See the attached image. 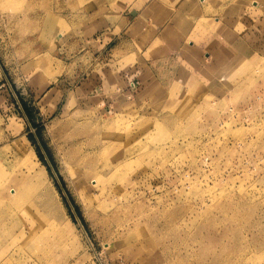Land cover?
<instances>
[{
  "label": "rangeland",
  "instance_id": "obj_1",
  "mask_svg": "<svg viewBox=\"0 0 264 264\" xmlns=\"http://www.w3.org/2000/svg\"><path fill=\"white\" fill-rule=\"evenodd\" d=\"M22 1L16 16L29 17L22 26L0 3V171L12 185L23 177L24 159L46 170L51 192L40 190L41 198L57 212L46 214L63 234L39 226L31 194L17 206L24 220L13 229L19 236L38 225L43 246L33 253L7 239L0 264H264V0H221L249 10L256 2L262 10L252 16L257 25L236 29L249 34L233 69L214 85L201 89L174 78L145 96L116 91L114 101L94 107L79 100L80 83L104 66L114 71V59L126 54L116 42H91L110 24L115 0ZM123 60L121 69L134 62ZM176 98L190 99L187 108L173 112ZM71 123H87V132ZM64 130L79 132L86 149L107 147L101 164L111 161L114 175L105 186L70 173ZM110 190L118 196L113 203L129 201L119 214L115 206L108 213L94 208ZM228 201L235 203L228 210L216 208ZM132 223L149 234L125 243L128 233L119 226Z\"/></svg>",
  "mask_w": 264,
  "mask_h": 264
},
{
  "label": "crops",
  "instance_id": "obj_2",
  "mask_svg": "<svg viewBox=\"0 0 264 264\" xmlns=\"http://www.w3.org/2000/svg\"><path fill=\"white\" fill-rule=\"evenodd\" d=\"M233 4L221 0H207V5L201 0H123L120 8V0H115L108 14L110 26L100 30L91 42L101 44V48L116 42L115 48L126 53L127 61L134 62L121 69L126 59L122 56L114 59L116 71L104 66L88 74L76 90L79 100L93 107L106 105L122 89L145 96L171 86L174 78L180 84L187 81L201 89L214 85L229 68L233 69L239 57L236 48L249 34L236 29L253 22L252 16L262 10L260 5L249 10L247 6L236 9ZM107 21L102 20L94 29L102 28Z\"/></svg>",
  "mask_w": 264,
  "mask_h": 264
},
{
  "label": "bare ground",
  "instance_id": "obj_3",
  "mask_svg": "<svg viewBox=\"0 0 264 264\" xmlns=\"http://www.w3.org/2000/svg\"><path fill=\"white\" fill-rule=\"evenodd\" d=\"M0 3H2V7L3 8H5V7L6 8H11L12 13H13V15H11V19L13 20V25L14 26L25 25V23L29 20L28 16L21 17V18H18L16 16V14H18L20 12V10L23 9L22 5L24 3H23L22 0H0ZM255 4L259 5L256 2H255ZM23 6H25V5H23ZM14 38H15V36H14ZM189 101H190V99H187V98H184L182 100H179V99L176 98V101H175L176 103L174 104V108L172 109V111L175 112L177 110L187 108V106L189 105ZM172 102H173V100H172ZM168 106H170V105L168 104ZM79 125L84 128V131L87 132V129H88V124L87 123H71L69 126H79ZM81 132H82V130H81ZM72 134H73V137H72ZM78 134H80V133L77 132V131L65 132V130H64V136H65L64 137V143H65L64 144V152H65L64 157H65V161H66V166L69 168L70 173L72 175H74L76 177H79L81 179L82 178L86 179V177H87L88 180L90 179V183L96 185L94 187L105 186V184H106L105 177H109L110 175L111 176L114 175L113 174V172H114L113 167L111 165H107L111 161L108 162L105 166L103 164H101V160L103 158V155H104L105 151L108 150L107 147L106 148L104 147V148L99 149V150L89 149V148L86 149L84 147L85 142H83V141L79 142V141L76 140L77 139L76 136H78ZM120 137L121 136H119V138ZM87 139L90 142L97 141L96 137H93L90 134H87ZM89 141L87 143H89ZM105 143H106V141H105ZM120 148H119V145H118V150ZM135 150H136V148H135ZM130 151H131V149H130ZM108 157H110V155H108ZM120 159L121 158H119V160ZM22 164L23 165H21L22 167L20 166V170H19L20 172L19 173L23 174V177H22L21 180H19V178L17 177L15 181H12V185H10V181H7L8 180L7 179V177H8L7 174H5V172L2 171V170L0 171V248H3V246L8 244L7 243V239H10L9 243H12L15 248L16 247H18L19 249L27 248L31 252L35 253V252H38L37 251L38 248L43 246L42 242L41 241L38 242L36 240V236H35L37 234L38 225L33 227V228H31V229H29V231L26 234L22 233L19 236L15 235L16 233L14 231L15 228L19 227L17 225V223H19L21 220L22 221L24 220V217H22V215L20 216L18 214L17 206H19V204L25 203L27 201V198H28L29 195L33 194L32 198L35 199V203H34V205L31 204V207H32V209L34 207L36 209V214L35 215L38 216V218H39V226L42 225L46 230H51L52 232H58V230H60L58 233L61 232L63 234V232L61 231V225H58L55 222V220L52 222L51 219L47 217V216H49L47 214H50V216H52V214H53L55 216L57 214V212L55 214V211L54 210L52 211L51 205L49 204V202L45 201L44 196H43V198H41L40 190H42L44 192L43 189L45 188L46 190L48 189L49 193L51 192V190L47 186H45V181L47 180L46 179V175H47L46 170L41 169L39 167V165H37V164L28 163L26 161V159H24V162H22ZM120 171H121V169H120ZM84 172H85V176L83 177ZM102 183H104V184H102ZM105 190L106 189L103 187L102 190H100V192L103 194V192ZM111 190H110V192L107 193L108 195L105 197L106 200L105 199L104 200L101 199L97 203L96 207H94L95 210L98 209V210H102V212H105V213L107 212L108 213V211L111 210L112 207L115 206L113 208L115 210L114 213L115 214H119V213L122 212L123 208L126 209L127 207H129V205L122 206V204H123L122 202H124V201H125V203L129 202L126 197H125V199H121L120 202L118 203V205L116 204L118 202V200H117L116 203H113V202L116 201L115 199L118 196L113 194V191H111ZM86 194H88V193H86ZM44 195H46L45 192H44ZM107 200L111 201L112 204L110 205V203L107 202ZM234 204H233V202H229L228 201V203L224 202V203L217 204L216 208L217 209L220 208V210L225 211V210H228V208H230V206L234 205ZM41 208L44 211H42ZM16 209H17V212L15 211ZM28 214H29L30 217H34L33 213L30 215L29 212L25 213L26 217H28L27 216ZM44 218L46 219V223L44 222L45 221ZM139 219H141V218H139ZM142 220H143V218H142ZM144 221H145V219H144ZM8 222H10V224H8ZM138 222H136V223H138ZM132 225H133V228H132ZM132 225L129 224L127 227L126 226H119V228H120V230H122V232L126 231L128 233V237L125 239V243L126 242L130 243V242H132L134 240L137 241L139 238L145 237V235L149 234V233L146 232V230H147L146 228H139V227H143L142 226L143 224L140 226V224L138 225V224H133L132 223ZM178 226H176V228H174L173 232L176 233L177 230L180 229V227H178ZM224 229H227V228L224 227ZM227 230L229 232H234V231H232L230 229H227ZM119 237H120V235H119ZM238 239H239V242H240L241 241V236H238ZM13 246H12V248H14ZM223 248H225V246H223ZM206 249L210 250L211 248H204V250H206ZM239 257H241V256H239ZM238 259H240V258H238ZM240 261L241 262L242 261L243 262H247V259H244V257H241V260H239V262Z\"/></svg>",
  "mask_w": 264,
  "mask_h": 264
}]
</instances>
